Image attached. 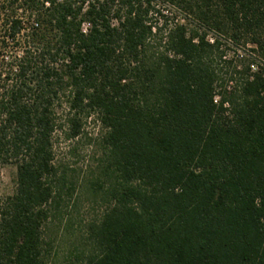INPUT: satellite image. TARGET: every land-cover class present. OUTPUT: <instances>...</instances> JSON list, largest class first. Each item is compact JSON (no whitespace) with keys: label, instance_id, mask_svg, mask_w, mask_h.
<instances>
[{"label":"trees","instance_id":"16d2710c","mask_svg":"<svg viewBox=\"0 0 264 264\" xmlns=\"http://www.w3.org/2000/svg\"><path fill=\"white\" fill-rule=\"evenodd\" d=\"M22 1L0 10L27 46L0 104V161H17L0 264H47L46 225L74 186L51 137L88 120L104 210L82 264H264V78L250 72L264 0Z\"/></svg>","mask_w":264,"mask_h":264},{"label":"rangeland","instance_id":"374dc122","mask_svg":"<svg viewBox=\"0 0 264 264\" xmlns=\"http://www.w3.org/2000/svg\"><path fill=\"white\" fill-rule=\"evenodd\" d=\"M162 10L164 13L168 11L169 19L180 18L172 11L174 9L168 6ZM0 41L5 43L0 56V104H2L7 100V93L12 82H15L16 72L13 67L25 59L23 56L27 46L19 40L11 42L0 39ZM231 55L229 52L228 57H232ZM65 101L63 98L62 102ZM53 112L55 118L57 115L62 117L65 115L66 108L63 105L59 108L55 103ZM0 119H4L1 113ZM98 128L97 123L88 120L84 123L83 134L78 139H67L63 133L57 132L51 137L53 163L60 166V170L65 171L66 187H70L71 184L74 186L70 191L65 190L62 200L54 208L52 218L46 225L44 238L48 244L47 264H82V253L85 254L89 249L87 225L99 219L104 210V204L99 195L86 184V180L95 171L96 159L100 155L99 150L92 144L98 134ZM16 174L15 159L0 161L1 203L14 194Z\"/></svg>","mask_w":264,"mask_h":264},{"label":"built area","instance_id":"2783aa9c","mask_svg":"<svg viewBox=\"0 0 264 264\" xmlns=\"http://www.w3.org/2000/svg\"><path fill=\"white\" fill-rule=\"evenodd\" d=\"M9 7H12L14 9L15 8L16 9H20L21 7H23V1L22 0H17L15 2L11 3V1H9V0H0V10L3 9V8L7 9ZM0 16H2V15H0ZM1 23H2V18H0V24ZM4 30H5L4 28H2V27L0 28V32H2V35H0V39L1 40H5V41L13 42V40L9 38L8 34L5 33ZM15 39L17 40V38H15ZM237 54H238L239 58H248L249 56H252L251 54H248L247 52H243V51H238ZM253 60H252L253 64H251V67H250V69H251L250 72L251 73L258 72L264 78V64H263V62L260 59L255 60L253 58ZM14 70L16 71V69H14ZM218 101H219V97L216 95L215 98H214V102L217 103Z\"/></svg>","mask_w":264,"mask_h":264}]
</instances>
